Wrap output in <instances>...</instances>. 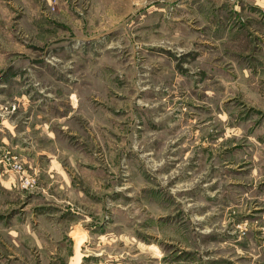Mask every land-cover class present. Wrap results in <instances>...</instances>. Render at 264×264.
<instances>
[{
  "label": "rangeland",
  "instance_id": "374dc122",
  "mask_svg": "<svg viewBox=\"0 0 264 264\" xmlns=\"http://www.w3.org/2000/svg\"><path fill=\"white\" fill-rule=\"evenodd\" d=\"M235 4L0 0V125L47 117L58 183L81 192L82 249L61 263L264 264V35ZM3 153L20 200H42L39 166Z\"/></svg>",
  "mask_w": 264,
  "mask_h": 264
},
{
  "label": "crops",
  "instance_id": "0c3cea01",
  "mask_svg": "<svg viewBox=\"0 0 264 264\" xmlns=\"http://www.w3.org/2000/svg\"><path fill=\"white\" fill-rule=\"evenodd\" d=\"M235 10L247 17L241 18V26L257 36L264 35V0H236ZM261 55L264 57V48L259 52ZM32 113L23 128L10 120V126L0 125V132L10 129V135L7 130L6 134L0 133V147L8 145L19 151L27 163H36L42 170L41 176L46 177L47 188L41 189L47 194L39 201L20 200L23 194H16L19 191L15 175H0V191L11 192L10 200L0 203V220L8 225L0 232V264H63L61 259L66 261V257H73L82 249L80 245L85 238L83 206L78 204L82 201L81 192L72 183L66 187L58 183L69 170L67 162V167L62 163L68 159L62 137L56 134L53 128L56 125L47 117ZM75 159L71 157L68 162L77 163Z\"/></svg>",
  "mask_w": 264,
  "mask_h": 264
},
{
  "label": "built area",
  "instance_id": "2783aa9c",
  "mask_svg": "<svg viewBox=\"0 0 264 264\" xmlns=\"http://www.w3.org/2000/svg\"><path fill=\"white\" fill-rule=\"evenodd\" d=\"M0 163L3 165V167L21 173L22 171V164L18 161V157L15 154L12 153H3L0 156ZM21 186L27 187L28 185H31L34 181V178H30L26 175L21 176Z\"/></svg>",
  "mask_w": 264,
  "mask_h": 264
}]
</instances>
